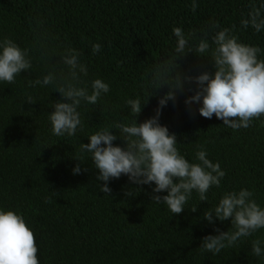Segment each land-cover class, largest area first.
<instances>
[{
  "label": "trees",
  "instance_id": "obj_1",
  "mask_svg": "<svg viewBox=\"0 0 264 264\" xmlns=\"http://www.w3.org/2000/svg\"><path fill=\"white\" fill-rule=\"evenodd\" d=\"M197 3L193 12L191 0H0V39L11 38L21 49H31L32 58L30 73L22 72L14 84L0 82V208L22 214L36 237L40 264H264V258L251 253V241L264 240V229L217 255L199 248L204 236L218 234L215 228L231 227L230 220L213 225L203 219L224 192L247 188L264 208V117L239 130L224 126L215 115L206 119L199 114V104L191 110L185 104L196 90L194 82L167 102L159 123L176 134L181 155L197 162V146L203 145L208 159L219 162L226 173L221 187L207 193V202L193 192L179 215L151 201L154 184L136 185L126 175L108 182L110 194L101 192L104 182L97 180L98 169L90 154L80 152V143L88 144L90 135L122 118L131 120L125 102L146 98L153 68L174 53V27L187 34L211 20L221 28L235 24L239 41L260 47L258 58L264 60V30L240 28L250 4L259 6L264 0ZM94 43L102 45L95 55ZM42 44L55 51L52 59L41 58ZM66 47L81 53L89 89L91 81L100 78L110 91L96 105L82 103V130L57 137L48 115L60 94L54 85L33 88L27 81L42 80L50 71L57 77L66 74L59 56ZM177 62L191 76L214 71L211 61L194 53ZM167 91L162 87L149 98L137 123L155 116ZM26 95L36 103L25 102ZM113 144L124 147L119 138ZM77 156L85 162L73 158ZM77 164L81 172L73 174Z\"/></svg>",
  "mask_w": 264,
  "mask_h": 264
},
{
  "label": "clouds",
  "instance_id": "obj_2",
  "mask_svg": "<svg viewBox=\"0 0 264 264\" xmlns=\"http://www.w3.org/2000/svg\"><path fill=\"white\" fill-rule=\"evenodd\" d=\"M197 7V0H191V10L195 12ZM249 27L255 33L264 30V3L259 6L250 4L246 18H241L240 28ZM172 31L176 39L174 53L153 68L146 98L125 102L131 120L125 122L126 117L122 118L90 135L88 144L80 143V152L90 154L94 167L98 169L97 180L104 182L99 188L101 192L110 194L108 182L126 175L136 185L154 184L151 201L165 204L173 215H179L188 206L193 192L198 194L200 202H207V193L213 186L221 187L226 173L219 162L213 163L208 159L203 145L197 146V162H189L181 155L176 146V134L159 123L161 109L169 100L175 101L186 84L194 82L196 90L185 100L190 110L191 105L199 104L200 116L211 119L215 115L228 128L247 129L253 120L264 117V60L258 58L262 52L260 47L239 41L235 24L221 28L218 21L211 20L205 28L192 29L187 34L181 27H174ZM41 47L44 49L41 58L52 59L56 55L54 50L49 52L46 44ZM101 47L99 43L92 44V53L100 52ZM30 52L31 49H21L11 38L0 39V82L14 84L22 72L30 73ZM188 53L211 61L214 71H205L197 76L185 74L177 61ZM59 56L67 67L66 74L57 77L50 71L42 80L29 79L27 83L33 88L38 85L55 86L54 92L60 94L61 100L53 103L54 111L48 115L51 131L57 137H72L83 129L78 110L82 103L96 105L110 91V86L96 78L91 81L89 89L83 79L88 76V67L81 62V53L77 49L66 47ZM165 86L168 91L159 99L155 116L137 123V117L149 98ZM25 102L35 104L36 100L26 95ZM112 130H118V135ZM118 138L124 141V147L114 146L113 142ZM73 158L85 162L82 156ZM80 172V164H77L73 174ZM162 192H167V195H155ZM190 210L196 212L197 206H191ZM203 219L213 225L217 220H230L228 231L215 228L218 234L202 238L201 252L217 255L264 229V208L254 199L253 191L242 188L224 192L214 209L204 211ZM38 251L34 232L22 214L0 208V264H40ZM251 253L254 257L264 258V240L253 239Z\"/></svg>",
  "mask_w": 264,
  "mask_h": 264
}]
</instances>
